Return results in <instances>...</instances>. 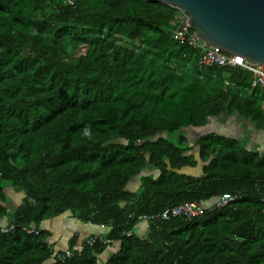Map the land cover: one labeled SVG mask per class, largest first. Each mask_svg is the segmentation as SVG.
Instances as JSON below:
<instances>
[{
  "label": "trees",
  "instance_id": "1",
  "mask_svg": "<svg viewBox=\"0 0 264 264\" xmlns=\"http://www.w3.org/2000/svg\"><path fill=\"white\" fill-rule=\"evenodd\" d=\"M176 16L154 0H0V264H264V150L183 134L224 112L264 132V91L240 67L197 69ZM223 194L237 199L206 208ZM191 202L200 216L133 229ZM63 215L105 244L51 262L42 225Z\"/></svg>",
  "mask_w": 264,
  "mask_h": 264
},
{
  "label": "water",
  "instance_id": "2",
  "mask_svg": "<svg viewBox=\"0 0 264 264\" xmlns=\"http://www.w3.org/2000/svg\"><path fill=\"white\" fill-rule=\"evenodd\" d=\"M184 10L210 46L264 67V0H154Z\"/></svg>",
  "mask_w": 264,
  "mask_h": 264
},
{
  "label": "built area",
  "instance_id": "3",
  "mask_svg": "<svg viewBox=\"0 0 264 264\" xmlns=\"http://www.w3.org/2000/svg\"><path fill=\"white\" fill-rule=\"evenodd\" d=\"M175 9L177 10V16L171 23L173 26L172 39L175 42L184 44L189 49L195 51L197 54V69H209L214 66L222 68L240 67L251 74V86L264 91V67L247 63L241 56L227 55L217 47L210 46L207 43L201 41L196 36L195 32L190 28L188 14L182 9ZM262 108L264 109V101L262 103ZM236 199L237 195L223 194L214 202L210 210L213 208H226L232 205ZM261 210L264 212V201L261 204ZM202 212L203 208L196 203H183L181 205L168 208L155 215L138 216L133 225V229H136L140 224H146L154 220L166 221L169 218L178 217L190 219L200 216ZM133 229L123 232L122 235L124 237H130ZM26 232L28 234L37 233L31 229H26ZM96 242L105 244V240L102 235L89 236L80 241L74 247L67 248L60 253L52 251L50 260L51 262L57 261L59 263H64L68 259L79 256L84 248L92 247Z\"/></svg>",
  "mask_w": 264,
  "mask_h": 264
},
{
  "label": "crops",
  "instance_id": "4",
  "mask_svg": "<svg viewBox=\"0 0 264 264\" xmlns=\"http://www.w3.org/2000/svg\"><path fill=\"white\" fill-rule=\"evenodd\" d=\"M187 133V134H186ZM196 133V137H199L206 133H214L225 137H233L240 139L244 137L250 139L252 143L256 146L258 151L264 150V132L257 129L251 122H244L236 116H228L227 114L221 113L219 116L210 118L207 121V125L199 129H187L183 132L187 141L190 142L189 146L192 144V140H189L188 134ZM255 136H252V135ZM245 139V140H246ZM184 173L188 175H194L196 172L194 169H186ZM137 188V181L135 180L130 186L129 190L134 191ZM19 199V198H18ZM213 203H208L206 205L207 209L212 207ZM6 220H0V227L4 226ZM42 229L49 234L48 243L54 252L60 253L67 248H70V241L73 239L74 245L78 244L80 241L89 236L104 235L106 229L96 228L89 224H84L77 219H74L68 215H63L56 217L54 219L45 221L42 225ZM136 233L142 237L145 233L144 224H140L136 230ZM73 245V246H74ZM113 251V250H111ZM107 256H104L103 261Z\"/></svg>",
  "mask_w": 264,
  "mask_h": 264
},
{
  "label": "rangeland",
  "instance_id": "5",
  "mask_svg": "<svg viewBox=\"0 0 264 264\" xmlns=\"http://www.w3.org/2000/svg\"><path fill=\"white\" fill-rule=\"evenodd\" d=\"M79 53H82V48L79 50ZM76 54H78V53L73 54V56L76 55ZM252 136H255V135L253 134ZM195 137H196V133L195 134L194 133L188 134L189 140H192ZM240 139L244 140L245 138L241 137ZM5 192H6V196H7V199H8V202H7L6 206L8 207V211H11L14 208V206L16 205L17 201H18L19 195H18L17 191L14 190V189L7 188ZM106 252L110 253L109 250L106 251ZM103 258H104V255L103 256L101 255L99 257V262L102 263L103 262Z\"/></svg>",
  "mask_w": 264,
  "mask_h": 264
}]
</instances>
